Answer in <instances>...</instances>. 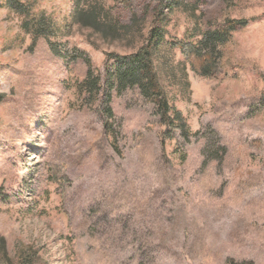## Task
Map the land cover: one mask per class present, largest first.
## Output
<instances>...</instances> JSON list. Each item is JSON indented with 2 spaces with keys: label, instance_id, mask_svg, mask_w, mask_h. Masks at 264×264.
Returning a JSON list of instances; mask_svg holds the SVG:
<instances>
[{
  "label": "rangeland",
  "instance_id": "rangeland-1",
  "mask_svg": "<svg viewBox=\"0 0 264 264\" xmlns=\"http://www.w3.org/2000/svg\"><path fill=\"white\" fill-rule=\"evenodd\" d=\"M177 1L195 5L211 30L247 21L215 77L163 46L158 72L187 140L135 87L112 93L106 132L99 99L78 89L86 61L101 75L113 65L107 54L142 44L159 0H105L128 35L111 42L73 26L67 41L82 55L68 66L43 39L30 48L0 9V236L9 256L30 246L40 264H264V0ZM73 2L39 5L61 21ZM169 19L166 37L184 39L189 17L177 9Z\"/></svg>",
  "mask_w": 264,
  "mask_h": 264
},
{
  "label": "trees",
  "instance_id": "trees-1",
  "mask_svg": "<svg viewBox=\"0 0 264 264\" xmlns=\"http://www.w3.org/2000/svg\"><path fill=\"white\" fill-rule=\"evenodd\" d=\"M225 5L233 6L236 0H222ZM160 7L155 13L141 45L131 54L120 56L107 54L112 58V68L101 75H93L89 61L88 74L78 84L79 91H84L87 98L97 97L100 101L99 112L104 117V129L109 132L107 120L114 119L110 106L112 93H119L129 88H137L144 99L155 106L160 123L177 128L184 139H188L190 130L182 113L173 109L170 96L160 78L157 62L163 46L178 49L186 65L203 77H215L221 71L223 48L228 44L237 26H245V19H226L220 27L206 28L202 15H196L195 5L177 0H159ZM0 9L13 14L18 20L21 33L30 38V48L43 39L57 59L65 66L75 62L82 55L75 47H69L68 38L75 25L90 28L102 39L111 42L121 41L131 28L121 23L114 15L113 7L105 0H74L68 14L60 21L47 9L40 7L39 0H0ZM181 10L190 20L184 39H168L166 26L169 15ZM58 183H61L59 180ZM38 252L30 246H22L16 256L8 255L5 240L0 236V262L2 264H40Z\"/></svg>",
  "mask_w": 264,
  "mask_h": 264
}]
</instances>
